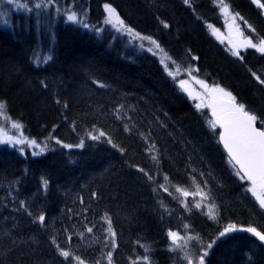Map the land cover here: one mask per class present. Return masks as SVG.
<instances>
[{
  "label": "trees",
  "instance_id": "trees-1",
  "mask_svg": "<svg viewBox=\"0 0 264 264\" xmlns=\"http://www.w3.org/2000/svg\"><path fill=\"white\" fill-rule=\"evenodd\" d=\"M225 1L248 35L264 39L263 8ZM73 3L87 24L34 9L0 22V101L27 136L50 141L41 156L0 143V264H109V253L111 264H188L168 235L186 228L212 245L205 264H264V244L251 233L219 235L229 225L264 231V209L237 175L220 128L156 56L105 23V5L180 67L229 90L260 126L264 53L234 55L212 34L224 26L215 0ZM178 188L202 190L214 216Z\"/></svg>",
  "mask_w": 264,
  "mask_h": 264
},
{
  "label": "rangeland",
  "instance_id": "rangeland-1",
  "mask_svg": "<svg viewBox=\"0 0 264 264\" xmlns=\"http://www.w3.org/2000/svg\"><path fill=\"white\" fill-rule=\"evenodd\" d=\"M215 2L220 8V12L224 20V26L222 28L212 26L211 32L220 42H222L228 48L229 51H231L232 53L239 52L240 54L241 50L249 48L248 46H245V42L249 39H251L253 43H259V40H256L255 38L253 39L246 33V30L241 22V17L232 12L229 6L227 13L222 10L223 5H227L225 0H215ZM73 4V0H0V22H4L6 20L7 14L12 11L34 9L36 11L53 10L56 14H64L67 19L69 15L75 13L77 17L75 21L87 24L85 16L82 14H78L76 10H73ZM36 5H40V7H36ZM108 17L109 13L107 11L105 23L114 28L118 33L126 36L131 45H134L139 49L146 50L158 58L167 74L170 75L175 80L180 89L188 95V97L194 103L195 107L197 104L202 105L200 108H196L199 111L205 113V115L208 117L209 124L212 125V122L214 121V118L212 116V109L207 106L209 103H211V98L205 92V89L199 83H197V81H204L205 84H207L209 87L215 86L217 84L209 83L205 79L199 77L196 72V67L194 66H190L187 68L180 67L163 50V48H161L159 43L154 38L150 37L151 39H145V37L149 36L142 35L129 28L125 24L123 26H120L117 25L115 21H113L112 23H107L106 21ZM233 17H235V19H233ZM127 29H131L132 31L129 32ZM137 33L139 35H136ZM153 41H155V43H153ZM157 44L159 45V47H157ZM181 81L184 82L183 86L181 85ZM225 90L229 91L227 89ZM189 93H191V95H189ZM4 113V115L0 116V128H2L8 136L14 137L15 139L12 142H5L2 144H6L10 147L16 148L24 155L41 156L48 150L50 145L49 140L40 141L34 138H30L24 133L21 123L10 118L5 110ZM14 123H18L21 126L19 128L13 127ZM16 140H24L25 142L23 144H20L16 143ZM32 140H35L36 144H31L30 141ZM42 148L44 149V151L41 153ZM21 149H23V151H21ZM35 153L40 154L35 155ZM251 187L252 184L250 182L249 189H251ZM186 192L190 193V195H183L184 199L186 198L187 200H191L194 205L200 204V207L205 209V212L208 215H210V213H214V205L209 201L207 195L206 197L201 195V193H204L202 190L197 189L194 191ZM170 231L178 233L179 236V239L176 241V245L173 244V241L170 238L172 249L182 254L185 258L191 257L193 264H198V257L204 251H207L208 245L204 243L198 235L191 232L188 228H186L183 232H179V230ZM186 260L188 261V259ZM81 261H83L84 264H97L95 262H87L84 260Z\"/></svg>",
  "mask_w": 264,
  "mask_h": 264
},
{
  "label": "snow or ice",
  "instance_id": "snow-or-ice-1",
  "mask_svg": "<svg viewBox=\"0 0 264 264\" xmlns=\"http://www.w3.org/2000/svg\"><path fill=\"white\" fill-rule=\"evenodd\" d=\"M187 4L189 0H184ZM254 2L260 7L264 8V3H261L260 0H254ZM40 7V5H36ZM109 13L107 23L116 22L117 25L123 26L124 22L119 18V15L116 13V10L109 4L105 5ZM222 10L227 13L228 5L224 4ZM238 15V14H237ZM68 19L75 21L77 19L75 13L68 16ZM235 19V17H233ZM168 27L167 24L164 25ZM249 27H251L249 25ZM131 32V29H127ZM255 31V29H252ZM136 35H139L138 33ZM145 39H151L150 37H145ZM155 43V41H153ZM245 46L257 49L259 52L264 53V39H259V43H253L251 39L245 42ZM157 47L159 45L157 44ZM234 55H239V52H234ZM171 74V73H170ZM255 75V73H253ZM256 79L260 81L261 84H264V80H261L259 76H256ZM204 89L208 96L211 98V103L207 106L212 109V115L215 117V120L212 122V127L215 128L219 125L223 132L220 133V139L223 142L224 148L227 150L232 161L239 166L240 171L237 172V175L241 176V179H247L251 181L252 187L249 189L255 198L259 202V206L264 209V121H260L261 127L256 126L258 122V117L252 112L246 110V107L242 103H238L237 99L229 91H226L224 88L219 85L209 87L205 84L204 81H197ZM184 82L181 81L183 86ZM191 95V93H189ZM202 105L197 104L196 107L200 108ZM6 105L3 101H0V116L4 115V110ZM21 125L14 123L13 127L19 128ZM104 133L101 132L99 136H92L93 140H97L100 136H103ZM15 138L8 136L7 133L0 128V143L12 142ZM16 143L23 144L24 140H16ZM111 142V141H109ZM31 144H36L35 140L30 141ZM83 141L81 144L76 145V147H82ZM65 147H73L72 145H65ZM23 151V149H21ZM44 149H41V153ZM123 151V149H121ZM40 153H35L39 155ZM140 171H144L140 169ZM243 173V175H241ZM151 179V177H149ZM45 187H47L48 181H43ZM167 191V189H165ZM177 191H182L184 196L190 195V193L183 191L182 189H177ZM202 196L207 194L201 193ZM195 207L199 208L200 204H196ZM214 216V213H210ZM40 222L45 220L43 215L38 217ZM103 219L107 220L108 228L107 231L114 237L115 232L111 226V219L105 215ZM187 227V226H185ZM92 228H88V232H92ZM234 231H246L255 236L259 241L264 242V231L257 230L256 227H248L246 229H237L235 225H229L221 232L220 237H226ZM82 235V234H81ZM169 237L172 239L173 244L176 245V241L179 239L178 233L169 232ZM178 246V245H177ZM212 245L209 244L208 248H211ZM174 250V249H172ZM61 255L64 257H69V253L61 249ZM208 255L207 251H204L198 257V264H205V257ZM79 261V264H84L83 261H80V258H76ZM144 260H147L148 257H143ZM188 259V264H193L191 257H186ZM109 264H111V253L108 254Z\"/></svg>",
  "mask_w": 264,
  "mask_h": 264
},
{
  "label": "water",
  "instance_id": "water-1",
  "mask_svg": "<svg viewBox=\"0 0 264 264\" xmlns=\"http://www.w3.org/2000/svg\"><path fill=\"white\" fill-rule=\"evenodd\" d=\"M253 1H254V0H253ZM260 2H261V1H260ZM263 12H264V8H263ZM212 116H213V115H212ZM213 118H214V120H215V117H214V116H213ZM217 126L220 128V133L223 132V129H222L219 125H217ZM256 126H257L258 128H260V126L258 125V122H257ZM220 143H221V145H222L223 148H224V145H223V142L221 141V139H220ZM224 150L226 151L228 157L230 158V156H229L227 150H226L225 148H224ZM230 160H231V158H230ZM231 161H232V160H231ZM232 162H233V164L238 168V170L240 171L239 166L236 165L234 161H232ZM241 174L243 175V173H241ZM262 243L264 244V242H262Z\"/></svg>",
  "mask_w": 264,
  "mask_h": 264
}]
</instances>
